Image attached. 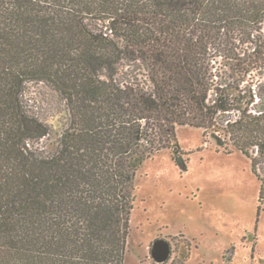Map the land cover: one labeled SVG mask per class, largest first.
Listing matches in <instances>:
<instances>
[{
	"label": "trees",
	"instance_id": "1",
	"mask_svg": "<svg viewBox=\"0 0 264 264\" xmlns=\"http://www.w3.org/2000/svg\"><path fill=\"white\" fill-rule=\"evenodd\" d=\"M181 126L264 202V0H0V264H124L139 168Z\"/></svg>",
	"mask_w": 264,
	"mask_h": 264
},
{
	"label": "rangeland",
	"instance_id": "2",
	"mask_svg": "<svg viewBox=\"0 0 264 264\" xmlns=\"http://www.w3.org/2000/svg\"><path fill=\"white\" fill-rule=\"evenodd\" d=\"M38 92L33 85L26 97ZM175 137L139 168L124 264H264L250 161L213 129L181 126ZM257 173L264 185V164Z\"/></svg>",
	"mask_w": 264,
	"mask_h": 264
}]
</instances>
